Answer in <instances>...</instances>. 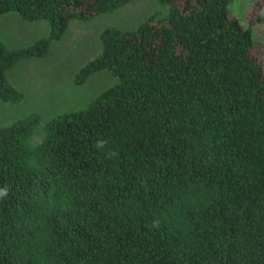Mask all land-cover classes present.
I'll use <instances>...</instances> for the list:
<instances>
[{"label":"trees","instance_id":"16d2710c","mask_svg":"<svg viewBox=\"0 0 264 264\" xmlns=\"http://www.w3.org/2000/svg\"><path fill=\"white\" fill-rule=\"evenodd\" d=\"M132 0H0V15L45 21L18 48L0 39V99L18 62L48 54L72 21ZM135 29L100 33L74 75L115 82L84 107L0 126V264H264V63L232 0H157ZM104 141V146L95 145Z\"/></svg>","mask_w":264,"mask_h":264},{"label":"rangeland","instance_id":"374dc122","mask_svg":"<svg viewBox=\"0 0 264 264\" xmlns=\"http://www.w3.org/2000/svg\"><path fill=\"white\" fill-rule=\"evenodd\" d=\"M256 0H232L230 12L242 27L249 24ZM166 8L157 0H132L112 13L99 14L88 21H72L58 41L51 42L48 54L21 61L7 70L9 82L23 93L18 103L0 99V126L33 112L41 115L32 142H38L43 123L53 116L84 107L115 82L108 71L91 75L83 84L74 83L75 73L100 52V33L109 26L135 29L149 17L160 18ZM45 21H25L15 13L0 15V39L9 48L29 45L48 35ZM252 37L264 63V22L252 27Z\"/></svg>","mask_w":264,"mask_h":264},{"label":"clouds","instance_id":"9594fccd","mask_svg":"<svg viewBox=\"0 0 264 264\" xmlns=\"http://www.w3.org/2000/svg\"><path fill=\"white\" fill-rule=\"evenodd\" d=\"M103 146H104V141H99V142H97V144L95 145V147H96L97 149H100V148H102ZM8 191H9V189H8L7 187L0 188V198H5V197H7V195H8Z\"/></svg>","mask_w":264,"mask_h":264},{"label":"crops","instance_id":"0c3cea01","mask_svg":"<svg viewBox=\"0 0 264 264\" xmlns=\"http://www.w3.org/2000/svg\"><path fill=\"white\" fill-rule=\"evenodd\" d=\"M10 14V13H9ZM17 15V14H16ZM22 19V18H21ZM26 60H29V59H25V60H22V61H26ZM21 62V61H20Z\"/></svg>","mask_w":264,"mask_h":264}]
</instances>
